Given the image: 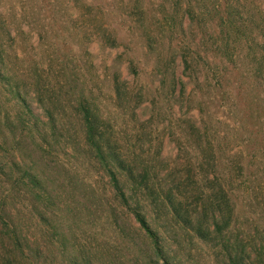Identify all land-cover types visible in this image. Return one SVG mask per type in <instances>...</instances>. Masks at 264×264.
Returning <instances> with one entry per match:
<instances>
[{"label": "trees", "instance_id": "trees-1", "mask_svg": "<svg viewBox=\"0 0 264 264\" xmlns=\"http://www.w3.org/2000/svg\"><path fill=\"white\" fill-rule=\"evenodd\" d=\"M81 1L89 9L90 43L119 48L124 20L105 25L100 21L115 10L103 0ZM140 1L139 15H152V37L178 51L189 83L224 89L230 124L220 123L222 135L214 124L209 132L200 103L182 127L177 86L179 101L192 96L175 62L164 61L156 68L158 94L145 107L137 99V108L165 106L177 122L168 137L179 135L186 148L177 149L189 158L164 152L165 132L157 145L151 133L133 142L89 85L101 82L92 61L87 76L73 65L76 51L64 61L63 87L42 84L40 68L31 75L13 49L0 13V264H264V0ZM123 54L129 77L120 70L110 77L116 109L134 99L131 85L136 97L155 86L141 59ZM84 55L87 61L91 53ZM12 59L24 66L23 77L32 76L33 97L17 80L20 72L11 73ZM139 110L136 119L144 116ZM225 135L229 143H215ZM82 158L97 180L79 177L71 161ZM98 182L103 193L94 188ZM102 220L101 235L95 231Z\"/></svg>", "mask_w": 264, "mask_h": 264}, {"label": "rangeland", "instance_id": "rangeland-1", "mask_svg": "<svg viewBox=\"0 0 264 264\" xmlns=\"http://www.w3.org/2000/svg\"><path fill=\"white\" fill-rule=\"evenodd\" d=\"M47 1L48 0H0V13L3 14L6 20L5 26L7 28H5V30L7 33L10 31L11 36L15 39L13 49H16L20 55H22L21 58L26 61L24 66L28 68L31 75H33L35 66L36 68H40L39 71L43 74L42 84L47 85L48 82H52L53 85L58 88L63 87L66 84L65 79L68 78L63 70L64 61L75 55V52L78 51L76 54V56H78L75 59V61L78 62H74L73 65H80L85 75L89 76L90 72H87V70L90 67V62L92 61V63H94L100 75L101 82H99V84L90 82L89 85L99 97L104 114L106 113L109 115L110 119H114L113 122L119 125L121 133L124 131V137L133 138L134 142L137 141V138L142 134L151 133L153 145H157L160 141L158 136H160L162 132H165L164 152L173 156L179 154L184 160L189 158V155L188 152H179V146H182L181 142L183 143V140L179 143V135H177L174 140H171L167 134V132L170 131L167 130V127L171 121L172 123H177L175 122L174 115L166 110L165 106L162 108L160 104L154 109L152 106L144 108L147 101L154 99L158 94L155 87H157V82L160 78L159 74L156 72V68L161 62L174 61L175 67L173 64L172 67L177 73V76L184 79L186 84V95L192 96L190 101L186 98L179 101L178 95H180L181 92L180 86H177L176 112L178 116L180 115L178 118L179 122H182L179 124L182 127H184V124L186 127H189L190 122H192V115H194L196 111L194 108L202 103L203 107L206 109L203 119L205 122H208L207 126L209 132L213 124L219 133L220 131L226 130L220 123L230 124L229 119H231L232 116L228 109L223 108L224 106L221 102L222 93L225 92L224 89L218 90L213 83H207L206 85L189 83L183 75V68L178 51L175 50L174 47L169 46L167 39L163 38V40L155 42L152 37L156 32L151 26L148 27L149 24L152 23L150 18L152 15L150 13H147L148 16L143 17L139 15L138 6L141 3L140 0H103L99 2L103 6L106 4V7H109L112 11L113 9L115 10V14L113 13L114 16H105L100 22H104L105 25H107V23H111V21L115 23L124 20L125 25L120 26L125 28L119 29L121 35L120 41L122 43L120 44L121 46L116 49L103 48L96 42L90 43L89 36L87 35L88 31H86L91 22L90 16H87L89 9L86 8L87 6L83 5L82 1L52 0L54 5L47 3ZM122 2H124L125 5ZM135 4H137V7H133ZM1 35L4 36L5 34ZM5 37L6 35L4 38ZM11 44H13V42H11ZM147 47L155 50L148 53ZM127 48L130 50L127 51ZM86 51L91 53L87 61L84 55ZM123 51L133 58L136 57V59H141L142 63L150 70L149 82L151 81L155 86L151 89L149 95L136 97L139 89L135 87V85H131L130 90H132V95L134 96L132 97L134 98L132 100L133 102L131 101L123 108L118 106V109H116L110 77H112V73L116 70L122 72L124 79L129 77L130 69ZM201 55L203 54L201 53ZM70 59H72V57ZM70 65L71 64L68 62L67 67H70ZM106 65L112 66L107 69ZM24 66L18 64L13 59L10 62L11 73L17 75L20 72L17 80H20L19 82H22L25 86L28 97H33L35 93V84L31 78L32 76L29 78L22 76L21 71H23ZM228 87L231 88L232 84L227 83V88ZM137 99L143 101L141 105L145 103L144 107L141 106V108H137V103L139 101ZM29 100L32 99L29 98ZM33 107L36 108V105L34 104ZM135 109H137V111L140 109V114L144 115L142 119L140 117L136 119L134 115ZM179 124L177 126H180ZM139 134L140 136L138 137ZM174 134L175 133H173V135ZM220 135L222 134L220 133ZM226 137H229V135H225L223 140H217L215 143L224 144L225 141L229 143L228 140H225ZM178 143L179 146L177 149ZM192 143L196 146L197 140L195 139ZM182 147L186 148V146ZM27 153H31L30 148ZM30 157H33V154H30ZM34 161H36V157H34ZM82 162H84L83 158L77 162L75 160L71 161L73 166L78 163L74 167L78 170L79 177L97 180V176H93L94 172L90 170V167L86 163L82 165ZM98 186L94 185L95 190L103 193L100 189V187H102L100 182H98ZM80 201L82 200L80 199ZM262 203H264V201H262ZM25 208V218L29 219L27 214L28 208L26 206ZM83 210L86 214L88 213L87 209L83 208ZM148 215L150 217L151 212ZM87 219L82 220L80 226L85 227L88 225ZM158 222L156 221V223ZM103 223V220L99 221L97 223L99 229L95 231L99 232L101 235Z\"/></svg>", "mask_w": 264, "mask_h": 264}]
</instances>
